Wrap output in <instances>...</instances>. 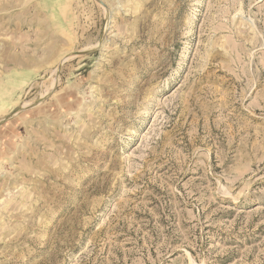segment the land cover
<instances>
[{
  "label": "rangeland",
  "instance_id": "1",
  "mask_svg": "<svg viewBox=\"0 0 264 264\" xmlns=\"http://www.w3.org/2000/svg\"><path fill=\"white\" fill-rule=\"evenodd\" d=\"M101 1L0 0V264H264V0Z\"/></svg>",
  "mask_w": 264,
  "mask_h": 264
},
{
  "label": "water",
  "instance_id": "2",
  "mask_svg": "<svg viewBox=\"0 0 264 264\" xmlns=\"http://www.w3.org/2000/svg\"><path fill=\"white\" fill-rule=\"evenodd\" d=\"M97 1H98L102 6L105 7V4L103 3V1H101V0H97ZM88 53H90V51H87V50L79 51V52H77L74 56L85 55V54H88ZM41 102H42V101H39L37 104L33 105L32 107H34V106H36V105H39ZM29 108H31V107H22V108L19 109L15 114H13L12 117H13L14 115H17V114H19V113H22V112L28 110Z\"/></svg>",
  "mask_w": 264,
  "mask_h": 264
}]
</instances>
